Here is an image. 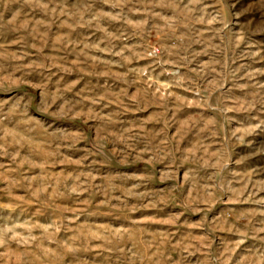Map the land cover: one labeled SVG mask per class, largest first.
<instances>
[{
    "label": "rangeland",
    "instance_id": "1",
    "mask_svg": "<svg viewBox=\"0 0 264 264\" xmlns=\"http://www.w3.org/2000/svg\"><path fill=\"white\" fill-rule=\"evenodd\" d=\"M0 264H264V0H0Z\"/></svg>",
    "mask_w": 264,
    "mask_h": 264
}]
</instances>
